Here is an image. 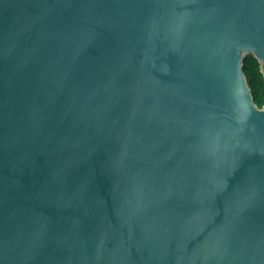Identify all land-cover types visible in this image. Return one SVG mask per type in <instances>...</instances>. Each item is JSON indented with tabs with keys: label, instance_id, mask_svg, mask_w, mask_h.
<instances>
[{
	"label": "water",
	"instance_id": "1",
	"mask_svg": "<svg viewBox=\"0 0 264 264\" xmlns=\"http://www.w3.org/2000/svg\"><path fill=\"white\" fill-rule=\"evenodd\" d=\"M264 0H0V264H264Z\"/></svg>",
	"mask_w": 264,
	"mask_h": 264
},
{
	"label": "trees",
	"instance_id": "2",
	"mask_svg": "<svg viewBox=\"0 0 264 264\" xmlns=\"http://www.w3.org/2000/svg\"><path fill=\"white\" fill-rule=\"evenodd\" d=\"M243 73L247 79L253 101L258 107L264 105V79L259 69V63L251 55L243 61Z\"/></svg>",
	"mask_w": 264,
	"mask_h": 264
}]
</instances>
